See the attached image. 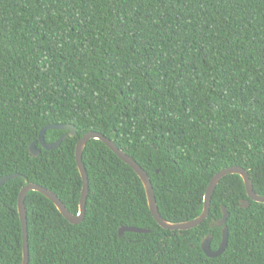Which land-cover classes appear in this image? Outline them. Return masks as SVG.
<instances>
[{"label": "trees", "instance_id": "16d2710c", "mask_svg": "<svg viewBox=\"0 0 264 264\" xmlns=\"http://www.w3.org/2000/svg\"><path fill=\"white\" fill-rule=\"evenodd\" d=\"M74 124L55 149L47 124ZM115 141L149 174L161 215L197 217L212 177L244 167L264 195V0H0V263L21 264L18 197L28 182L79 212L76 144ZM67 132L48 129L46 142ZM38 141L40 154L29 150ZM86 215L73 224L38 191L26 196L29 264H264V203L224 176L208 218L170 230L154 218L135 170L102 140L83 153ZM250 205L245 208L241 201ZM230 212L225 251L211 226ZM138 226L150 232L125 231Z\"/></svg>", "mask_w": 264, "mask_h": 264}, {"label": "water", "instance_id": "95a60500", "mask_svg": "<svg viewBox=\"0 0 264 264\" xmlns=\"http://www.w3.org/2000/svg\"><path fill=\"white\" fill-rule=\"evenodd\" d=\"M48 129H63V130H67V132L63 133L55 142L49 143L46 142L45 140V133ZM76 132H77L76 127L74 126V124L71 123L47 124L40 131L39 142L41 143V146L45 149H55L68 136H75ZM91 139L102 140L113 152H115L118 155L120 159H122L124 162L129 164L135 170V172L138 174V176L140 177V179L144 184L149 208L155 220L164 228L170 230L183 231L194 228L200 225L202 222H204L209 216L211 200L213 193L217 187V184L224 176L228 174H239L244 181L247 195L251 199L257 202L264 203V195H260L254 190L253 183L248 171L242 166H229L221 169L212 177L204 196V204H203L202 212L197 217L182 222L168 221L165 218H163V216L160 213L154 187L147 171L133 157H131L124 150L119 148L114 140H112L111 138H109L108 136H106L101 132L91 130L86 132L76 144V161L83 180V186H82L80 203H79V212L77 214H74L71 211H69L68 208L63 203V201L59 198V196L55 192H53L52 190L48 189L47 187L41 184L28 182L21 189L18 197V212L20 215L22 229H23V258L21 264H29V235H28V220H27V208H26V196L28 192L38 191L47 198H49L55 204L58 210L63 214V216L71 223L77 224L84 220L86 215L87 198L89 194V177L83 161V153L87 143ZM37 142L38 141L31 143V145L29 146L30 153L34 157H37L41 152V149L38 147ZM19 175H20L19 173H13L3 176L2 178H0V186H2L10 179L18 177ZM249 205L250 202L248 200L243 199L241 201L242 207L247 208ZM222 211H223V216L220 219H218L215 223H211V226L222 227V240L218 248L212 249L211 243L213 236L211 234L206 235L201 241V248L203 249L205 254L209 257H216L221 255L225 251L228 245L229 229L226 226V222L228 217L230 216V212L228 211V208L225 205L222 206ZM125 231L150 232V230L147 228L123 225L119 229V234L122 235Z\"/></svg>", "mask_w": 264, "mask_h": 264}]
</instances>
